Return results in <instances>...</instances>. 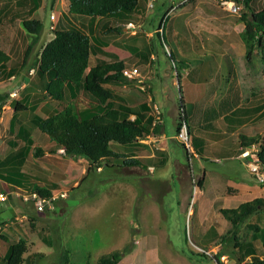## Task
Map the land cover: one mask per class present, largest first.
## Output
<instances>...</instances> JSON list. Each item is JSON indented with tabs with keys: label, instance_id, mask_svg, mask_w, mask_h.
Returning <instances> with one entry per match:
<instances>
[{
	"label": "rangeland",
	"instance_id": "rangeland-1",
	"mask_svg": "<svg viewBox=\"0 0 264 264\" xmlns=\"http://www.w3.org/2000/svg\"><path fill=\"white\" fill-rule=\"evenodd\" d=\"M56 1L55 4V0H43L40 8L32 14L34 19L43 22L39 43L33 44L32 35L22 27L28 34L26 40H30L35 50L40 48L41 42L50 40L54 35L50 30L52 14L57 15L61 23L73 17L72 26L80 28V20L84 16L72 15L68 11L70 17L66 14L65 18L63 14L69 10V0ZM222 1L199 0V18L204 21L196 24L193 13L187 12L181 20L183 25L173 28L172 32L179 33L175 36L170 34L169 26L181 9L171 11L161 26L158 24L165 9L146 6L143 10L142 4L141 10L124 13L126 16L101 19L100 25L109 21V26H117L123 19L134 24L132 29L127 27V33L123 28L119 34L108 32V27L100 34V43L105 46L110 44L112 51L126 58H117V61L124 62L125 69H139V77L123 81L129 86L136 84L139 88L142 86L139 80L143 82L145 89L140 90L148 96L151 107L158 103L162 111V123H156L164 129L161 128L158 134L165 132L168 138L161 143H151L156 155V159L150 161L154 171L145 175L132 174V168L122 169V160L119 159L120 166L117 168L105 166L102 171L95 168L83 179L78 176L80 186L74 188L69 174L73 163H70L64 170L66 178L49 177L60 184L57 192H65L68 197L61 196L60 200L53 201L54 209L46 207L45 216L38 214L33 201H21L27 210L22 214L14 208L6 212L8 203L1 201L0 223L11 218L8 221L10 227L17 226L31 237L22 264H57L65 249L69 250L70 264H98L102 255L126 248L133 250L119 264H214L211 257L197 253L195 245L220 249L229 256L232 264L251 262L250 257L246 261L239 260L235 237L236 242L253 243L257 255L264 258V211L252 215L232 234L228 233L233 231L231 222L219 212L221 208L264 199V181L261 182L250 167L257 159L259 143L264 140V113H254L252 119L243 118L244 107L233 106L232 101L238 97L236 101L247 105H242L245 108L262 104L264 110V47L256 46L248 54L243 38L245 25L239 20L245 10L243 1L233 0L241 7L239 14L225 9ZM29 3L30 0H4L0 1V7L7 5L11 9L7 14L10 17L13 12L16 14L21 8L26 9ZM255 3L262 7L264 0H255ZM167 6L170 4L167 3ZM4 14V11L0 13L1 21ZM154 29L157 31L151 35ZM170 37L179 40L180 47L184 48V41L198 38V49L194 47L191 53H182L181 56L173 50ZM115 38L118 39L117 44L113 43ZM147 50L153 51L154 58H150L151 54L145 55ZM171 51L178 65L181 61L186 63L181 79L170 59ZM104 56L100 58L101 62L116 61V58ZM12 66L20 67L16 61ZM21 69L16 71L19 76L23 74ZM193 69L196 75L199 73V79ZM189 70L194 77L186 75ZM191 78L197 79L198 83ZM189 81L196 83L192 92L194 96L187 92ZM12 87L3 84L0 92L9 91ZM142 92L139 94L142 95ZM12 93L16 95L12 96ZM10 95L11 98H19V90L12 91ZM182 98L187 102L192 99L197 104V107H187L184 101L186 110H189L188 124L191 127V133L185 127L192 143L188 149L177 137V123L184 116ZM94 102H97L96 99L92 102L91 114L102 113L103 108ZM232 106L233 112H229ZM217 112H221L220 117ZM241 118L245 125L239 121ZM222 123L227 124L228 129ZM213 135H221L222 138L213 139ZM240 135L256 137L258 143L243 149ZM121 146L132 148L130 145ZM163 158H166L165 161L161 160ZM261 172L264 174L262 165ZM202 177L204 185L200 188ZM29 178L32 184L39 183L34 176ZM243 181L250 183L249 190L237 193L233 186H239ZM15 207L19 208L17 202ZM76 208L78 216L74 220L71 213ZM22 215L26 216L22 219ZM42 235L49 241L45 242Z\"/></svg>",
	"mask_w": 264,
	"mask_h": 264
},
{
	"label": "crops",
	"instance_id": "crops-1",
	"mask_svg": "<svg viewBox=\"0 0 264 264\" xmlns=\"http://www.w3.org/2000/svg\"><path fill=\"white\" fill-rule=\"evenodd\" d=\"M142 1L143 2H140V4H142L141 6H143L142 8L144 10L146 6H148L149 0ZM189 2L191 3L189 4ZM198 2L199 0H157L155 6L156 9L163 8V10L172 6V12L174 10L181 9V12L173 17V20L169 26L170 34L172 36H175L179 33L175 31L172 32L173 28L179 24L183 25V22H181V20L187 12L193 13V20L195 19L196 24H199V21H204L203 18H199L201 14L199 13L200 10ZM56 3L57 1L55 0V4ZM167 3H169L170 6H167ZM67 7L69 9V2ZM30 8L31 0L26 9L21 8L18 13L15 14L13 12V14L8 17V11L11 9L7 5L0 7V13L2 11L5 12L3 16L4 20H0V49L8 57L7 60L0 63V87L3 86V84H10L11 86H13L9 91H5L3 93L0 92V194H4L7 197V199L5 200L0 199V202L2 201L8 203L6 212H9L12 208H14L15 210H18L20 214L23 213L22 211L27 212L25 207L22 206V202L26 203V198L30 195V192L34 190L36 186L51 189L52 195L58 196V200L61 199V194L57 192V188L60 186V184L56 181H53L49 177L53 176L55 178H66V175H64V170L69 165H71L70 163H73V165L71 166L72 169H70L69 174L71 179L73 180L74 188H78L80 186L78 176L83 179L88 173L95 169L94 168L90 172H88L87 170L89 164L87 161H85V159H75L67 156L64 152V149L53 142L50 137L38 127L39 122L43 121L50 115L63 110L65 106L73 107L74 111L82 117L90 116L94 98L85 91L82 85L77 86L71 83L66 86L65 97L62 100H52L50 97H48L45 90V84H47L51 80V77L49 75H40L38 73V67L40 63L41 51L43 47L54 38V35L50 40L46 39L47 41H45L44 43L41 42V44H39L40 48L38 49L35 50L34 46L30 47V40H26V37L28 38V34L22 28V22L25 18L24 12L29 11ZM141 9L139 7V10ZM32 14L29 17L31 19H34V16ZM66 14H69L68 10L67 13L64 12V17L66 16ZM14 16H17V18H14ZM175 18L177 20H175ZM101 19L102 18L94 19L89 16H84V18L80 20L79 25L81 29L89 34L92 42L94 43L93 47L97 49L100 47V42H102L99 38L100 34H102V32H104L108 27H115L109 26V21H106L100 25ZM72 20L74 21V18L70 17V19L67 18V20L61 23V19L59 20L57 17L55 20H52L50 30L54 32L56 27L59 29L68 28L72 26ZM128 23H131V21H129ZM126 25L124 27V31L127 33L128 25ZM200 25H202V22H200ZM155 31H157V29L151 31L150 34L152 35ZM19 33L21 35V39L19 38ZM117 34L119 33L117 32ZM170 39L173 50L177 53H180L181 56L182 53H191L194 47L198 49V38H194L193 40H191V42L187 40L184 41L185 48L184 46L180 47L179 40L173 39L171 37ZM37 43H39V41H37L36 44ZM113 43L117 44L118 39L115 38V40H113ZM15 45L16 48L14 50ZM110 46L111 45L109 44L101 48L104 51L114 53L116 55V58H118L119 60L126 59L116 52L112 51V49H110ZM171 52L173 54V51ZM101 55L102 54L95 55V59L94 61L92 60L91 63L93 65H96L97 63L103 61L100 60V58H102V56L104 55ZM150 58H154V53L150 55ZM13 61H16L17 65L20 66L18 68L23 69L22 75L19 76L18 72H16L18 68H14V66H12ZM192 71L193 73H195L194 69ZM192 71L189 70L186 75L188 77H194L196 73L194 76H192ZM195 77L199 79V73ZM191 81H195L198 83L197 79L195 80L191 78ZM191 81H189L190 83L187 92L188 94L193 95L192 92L194 91L196 83ZM108 86H110L114 91L115 99L113 100V103L117 109H124V106H131L139 107L141 111H144V106L147 105L150 111L148 113H143L144 118L146 119L150 115L154 116V110L151 107L148 96H146L145 92L143 90L142 92L140 90L141 88L136 86V84L134 86H129L123 81L118 83H109ZM135 89L138 90L136 91ZM14 90H19V98H11L10 94ZM140 92H142V95L139 94ZM16 102H21L24 105L23 107H20V109L22 110L16 111L14 107V103ZM185 102L187 104V107H197V104L192 99L188 100V102ZM242 105L245 104H242L239 100L238 104H236V107H244V110L242 111L243 118L248 117L252 119L254 113H264L262 104H258L255 106L249 105L250 110L248 108H245V106L247 105ZM31 112L34 114H30ZM206 112L207 110L205 111V114ZM235 112H237V110ZM130 118L134 119L135 116L131 115ZM205 120H207V118ZM239 121L243 125L246 124V122H243L242 118L239 119ZM153 126H155V121ZM158 133H151L145 139L139 140V142L130 145L132 148L129 149L125 148L126 146H121L122 144H112V148L114 149V151H116L120 155L126 156L127 158H138V162L134 163L133 165H126L121 159L123 164L121 168H132V170H134L132 174L139 176L154 171V166L152 165V163H150V161L152 159H156V155L153 146H151V143H155L158 141L161 143L163 141H167L168 138L165 132L161 134ZM47 143H49V146L45 145ZM162 151H165V148H162ZM165 159L166 158H163L161 160L165 161ZM76 163H79V165H77ZM119 166V159L110 164V168L112 169ZM104 167L105 162L103 163V165L96 169L102 171ZM29 176H34L36 178V181L39 183H36L35 185L32 184ZM249 184L250 183L243 181L242 184L239 183V186H233V188L236 189V191L238 190L237 193H240L241 191L247 192L249 190ZM230 187L229 189L233 191V189ZM67 197L68 195L63 198ZM15 202H17L19 208L15 207ZM239 205H237V207ZM63 212L64 210L62 209V213ZM38 214L41 216L46 215V213L41 212H39ZM25 216L26 215H22V219ZM77 216L78 209L76 208L71 213V218L76 220ZM17 217H19V215ZM8 221H3L2 223H0V264H6V258L9 255L11 246L20 238L25 239L27 241V245H30L31 237L28 232H26L25 230L21 231V229L17 226L10 227ZM205 233L207 236V231ZM37 234L39 235L40 232L37 231Z\"/></svg>",
	"mask_w": 264,
	"mask_h": 264
},
{
	"label": "trees",
	"instance_id": "trees-1",
	"mask_svg": "<svg viewBox=\"0 0 264 264\" xmlns=\"http://www.w3.org/2000/svg\"><path fill=\"white\" fill-rule=\"evenodd\" d=\"M242 1L245 10L242 12L239 20L245 24L243 38L248 46V54H250L254 47H264V5L262 7L258 6L255 0ZM41 3L42 0H31V8L29 11L24 12L25 18L22 22V26L26 29L28 34L32 35L33 44L40 39L43 22L36 18L31 19L29 16L40 8ZM257 6L260 7V9H258ZM139 7L140 0H69L68 11L72 15L107 18L126 16L124 13L139 11ZM171 10L172 6L164 10V14L158 24L159 26L166 22L167 18L170 16ZM124 21V19L121 20V24L118 26L109 27L107 31L121 33L122 29L129 22ZM158 35H160L159 38H161L159 32ZM93 46L94 43L89 34L83 29L74 26L65 29L56 27L54 30V38L48 42L41 51L38 67V73L40 75H49L51 77V80L45 84V90L48 97L52 100H62L65 97V89L68 84L71 83L77 86L82 85L85 91L96 99L99 106L104 110L102 113H93L88 117H82L74 111L73 107L65 106L63 110L50 115L39 122L38 125L53 142L64 149L67 156L75 159H85L89 164L88 172L94 168L100 167L104 162L105 166L110 167V164L118 159H122L126 165H133L138 162V158H127L126 156L120 155L114 151L112 144L132 145L139 142V140L145 139L151 133L157 134L162 128V126L157 123L153 126L155 115H150L146 119L144 118L143 113H148L150 111L147 105L144 106V111H141L139 107L124 106V109H117L114 106V91L108 85L109 83H118L127 80V77L123 74L125 64L123 61H117L114 53L104 51L101 48L105 46L104 43H100L98 49ZM30 47H32V44ZM152 53L153 51L147 50L145 55L149 56ZM97 54L108 55L112 58H116V61L112 63L99 62L93 65L91 63L92 57ZM173 56L171 52L170 59L175 65L179 79H181L182 70L187 68L185 66L186 63L185 61H181L178 65ZM7 59V55L0 49V63ZM144 59L147 60V58ZM237 98L232 100L234 103L233 106L238 104L239 100L236 101ZM184 101L185 100L182 98L181 105L184 116L177 123V133H179L183 127L182 122L191 129L188 124L189 111L188 109L186 110ZM23 106L21 102L14 103L16 111L22 110L20 107ZM233 106L230 112H233ZM227 111L229 110H226V112ZM131 115H134L135 118L131 119ZM217 116L220 117L221 112H217ZM229 117L232 122L231 116ZM208 119L209 118H207V120ZM214 119H216V117H214ZM223 126L225 129H228L227 124H223ZM214 127L216 128L218 126L214 125ZM211 137L217 140L222 138L221 135H213ZM240 139V145L243 149L258 143V138L256 137L248 138L245 135H240ZM227 141H230V138H227ZM259 144L260 146L256 155L259 158V163L264 168V140ZM203 185L204 177L199 180L200 188L203 187ZM32 195H37L40 199H45L46 201L53 197L51 189L40 186H36L34 190L30 192L28 196L29 199H26L27 202L32 200L35 203L36 199H33ZM53 201L50 203V206L49 203H46L44 211L41 213L46 212V207L54 209ZM52 205L53 208H51ZM261 211H264L263 198L243 202L235 208H222L220 210L222 215L232 224L233 231L230 230L228 232L230 234L252 215L261 213ZM37 212L39 213L38 210ZM255 228L258 231L260 230L257 226ZM255 238L258 239L259 236L256 235ZM43 239L45 242L49 241L45 236H43ZM234 241L235 248L239 251L240 261H245L247 257H251V262H246V264H264V258L257 255L253 243L236 242V237ZM28 249L29 245H27V241L20 238L11 246L9 255L6 258V264H22L25 260L24 255L27 253ZM132 250L133 249L126 248L123 251H115L110 254L102 255L99 258L98 264H119L123 257L131 253ZM197 253L207 256L202 252L197 251ZM221 254H223V251L221 252L220 250L219 255ZM70 263L69 250L65 249L57 264Z\"/></svg>",
	"mask_w": 264,
	"mask_h": 264
},
{
	"label": "built area",
	"instance_id": "built-area-1",
	"mask_svg": "<svg viewBox=\"0 0 264 264\" xmlns=\"http://www.w3.org/2000/svg\"><path fill=\"white\" fill-rule=\"evenodd\" d=\"M155 1L157 0H149L148 2V6L150 8H153L155 6ZM222 4L224 5L225 9H227L229 12L233 13V14H239L241 11V7L237 6L236 2L233 0H223ZM173 10V9H172ZM171 10V11H172ZM170 11V12H171ZM52 20L56 19V15L52 14L51 16ZM53 28V27H52ZM128 28L132 29L134 28V24L131 22L128 24ZM123 74L125 77H127L128 79H134L136 77L140 76V72L139 69L136 67H132L129 69H124L123 70ZM139 82L141 83L140 85L142 89H145V86L143 84V82L141 80H139ZM16 93H12V96H15ZM154 110V115H155V123L157 122H162V111L159 107V105L155 104L153 107ZM185 127H187L185 124L183 125L182 129L180 130V132L178 133L177 137L179 140H181L185 146L188 148H191L192 143L189 137V133L188 131L185 129ZM250 167L252 169V171L256 174V176L258 177V179L263 182L264 181V174L261 172V164L259 163V158L257 157V159L254 160V162H252L250 164ZM60 196L62 197H66L67 193L63 192ZM32 198L36 199L35 201V205L36 208L39 212H43L44 208H45V204L46 203H51L53 200L58 199V196H53L50 200L46 201L45 199H40L37 195H32ZM0 199L1 200H5L7 199V197L4 194H0ZM26 199H29L28 197ZM51 208H53V205L51 206ZM196 250L198 252H202L204 254H206L207 256L211 257L214 260V264H232L231 260L229 258L228 255L226 254H221L219 255V249L218 248H203V247H199L197 245H195Z\"/></svg>",
	"mask_w": 264,
	"mask_h": 264
}]
</instances>
